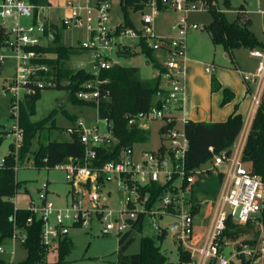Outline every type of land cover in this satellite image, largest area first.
Wrapping results in <instances>:
<instances>
[{"label": "built area", "instance_id": "obj_1", "mask_svg": "<svg viewBox=\"0 0 264 264\" xmlns=\"http://www.w3.org/2000/svg\"><path fill=\"white\" fill-rule=\"evenodd\" d=\"M84 2L85 6L81 9L67 4L62 9L67 14L59 16V25L68 30L77 28L87 32V39L76 48L92 53L93 62L88 73L97 76L101 70L117 65L113 56L122 57L119 56L121 52H139V41L144 39L147 48L163 59L157 76L167 89H162L164 92L155 98L158 104H154L146 113L127 116L128 125L140 129L142 122L162 120L173 126L161 134L162 143L156 150L141 151L135 155L133 145L125 146L116 158L101 165L97 164L98 150L109 147L115 141L111 125L105 121L103 133L99 132L97 124L90 128L81 124L68 128L66 133L69 137L77 134L83 146V156L81 159L70 158L55 167L65 172L67 201L57 206L48 200L46 193L40 194L37 202H29L27 210L31 216L27 223H31L33 218L41 222L40 237L48 248L66 232L67 225L87 226L92 214L103 224L104 233L124 234L132 230L138 214L145 213V209L135 211L137 205L144 208L148 200V195L141 197L139 190L153 184L169 183L156 202L161 208L173 209L170 215L176 221L169 226L181 250L189 255V261L184 264H264V183L242 162L251 127L249 121L243 123L237 141L228 151L213 156L211 164L220 177V192L212 205L207 224L197 225L190 211H180L179 207L174 206L178 184H172L173 177L181 182L179 190L187 195H190L195 179V175L185 174L184 157L189 144L184 129L175 127L172 114L184 100L187 32L203 29L202 25L189 21L188 16L204 9L207 11L206 4L168 0V6L177 15L176 23L172 26L176 34L161 37L154 31L159 0H146L145 9L152 10V13L142 15L140 30L113 24L109 14L110 0ZM50 9L46 4L34 5L26 0H0V51L4 54L0 56V62L8 57L15 60L13 76L5 89L13 95L10 108L11 114L15 115L16 127L11 144L16 156L22 144V131L17 125L21 100L19 92L23 90L24 96L45 88V83L38 80L37 73H44L46 69L38 67L36 61L40 57L37 49L48 47L57 34ZM23 18L29 23H22ZM124 40L135 42L127 44ZM250 55L257 60V72L244 74L243 80L253 84L249 97L252 111L256 113L264 98V50L254 49ZM210 69V66H206L205 71L209 72ZM75 95L86 103L97 105L99 100L96 83L85 82ZM186 122L183 120V124ZM209 151L213 152V149L209 148ZM108 180H116L128 196L135 195L134 200L127 198L124 203L120 202L125 205L122 212L128 214L121 220L113 218V212L100 204L99 186ZM85 200L92 204L91 208L85 206ZM126 220H132L134 224L129 226ZM17 233L15 231L13 237ZM20 238L22 242L25 235L21 234Z\"/></svg>", "mask_w": 264, "mask_h": 264}, {"label": "rangeland", "instance_id": "obj_2", "mask_svg": "<svg viewBox=\"0 0 264 264\" xmlns=\"http://www.w3.org/2000/svg\"><path fill=\"white\" fill-rule=\"evenodd\" d=\"M223 1L224 0H217L216 2L217 8L222 10V12L226 10L222 5ZM47 3L51 6L50 8L58 10L56 12L58 17L52 19L54 26L57 27L58 40L56 44L70 47L75 49V51H71L67 60L58 63L57 55L54 52L50 50L40 52L38 61L41 60L42 63H38V67L46 69L43 73L44 75L40 79V81L45 83V88L42 89L41 97L36 102V112L31 118V121L41 122L42 129L32 141L31 151L25 160L21 161L18 155L16 156L13 151L15 176L16 180L21 183V186L16 196L12 197L10 201L14 204L15 208L19 209H27L29 207V202H37L38 196L42 193H46L48 200L57 206L64 205L67 201L68 185L65 179V172L61 169H36L33 165L31 153L37 150L39 140L41 142L68 140L70 137L66 133L67 129L79 124L87 128L97 124L100 133H103L106 127L105 121L99 119L98 111L95 107L71 104L68 98L69 91L66 88L58 89L57 87L58 84L62 82L68 86V77L70 75L79 70L88 72L92 66V53L76 49L80 42L87 39V32L84 29L77 28L68 30L59 25V16L67 14V12L62 11L67 4H74L81 9L84 8L85 2L84 0H47ZM110 5L111 9L109 14L112 23L122 24L123 15L120 0H110ZM230 5L234 9L244 6L248 12L252 11V14L249 16V18L252 19L250 25H252V29L255 30L256 34L264 40V19L256 13L258 10H264V0H230ZM128 13L134 29L140 30L142 28V15H150L152 10L145 9L144 7L142 11L133 12L128 10ZM238 16H240L241 22L247 20L244 14H238ZM226 17L229 20L236 19V15L232 13L226 14ZM176 18L177 15L169 6L165 10L156 11L154 19V31L156 35L161 37L174 36L176 32L172 29V26L176 23ZM188 19L189 21L197 22L199 25L203 26L202 30H189L187 32L186 43L188 50H192L193 52L196 51V53L200 54L202 57L204 56V58L201 59L209 63L211 69L214 68L212 75H210V79L211 77H215L221 86L222 84L218 76L219 70L221 69L224 75L222 79L229 83L236 84L238 80L232 75L231 71L218 66L223 48L221 46H213L209 40L208 34L204 30L205 25H208L211 21L210 14L204 9L203 11L190 14ZM21 21L25 24L29 23V20L25 18ZM123 42L132 44L135 41L124 40ZM50 45L51 44H49V46ZM154 55L157 57L156 60L158 63L163 62V59L161 60V58L158 57V53L154 52ZM113 59L117 61L120 66L137 68L139 71V79L142 81L151 80L158 70L155 67V63L144 54H138L130 58L117 57L114 55ZM202 66L203 67L198 68L196 72L194 84L196 87L191 91L189 108L207 116L212 113L213 117H224V112L226 110L224 105L226 104H222V99L220 102L216 103V96L214 97V102L217 107L213 108L211 112L210 109L206 108L204 105V102L207 100L205 98L200 99L199 96L196 95V90L201 89V83H204L205 77H207L204 72V64ZM14 67L15 60L8 57L3 61L0 71V166L4 156L8 153L9 144L14 140L13 133L16 127L15 115L11 114L10 108L13 102V95L4 90L13 76ZM252 67L254 68V72L252 73H256L257 60L252 59ZM57 74H60L61 77L57 78ZM19 93L21 98L20 102H22L23 90ZM219 109L221 110L220 112ZM47 118H49V120ZM145 124H148V130L141 132L140 140H136L133 143L135 155H138L142 150L154 151L161 143L160 129L164 125V121H149L145 122ZM175 127L181 130V121H177ZM247 167H249V165ZM194 175L196 179L199 180L200 184L204 183L205 189H203V195H194V191L192 190L194 183L191 186L190 195L182 193V191L179 190L181 182L179 180L175 181L177 178L173 177L172 184H178L175 189V195L178 197L174 206L179 207L180 211L192 212L195 223L197 225H203L207 224V218L210 216L212 205L215 204L219 195L220 177L217 175L211 163L201 166ZM98 193L100 196V204H104L107 210L113 212V218L119 220L128 215L122 212L124 211L125 205L120 202L122 201V203H124L127 198L134 200L135 197L134 194L130 196L125 194L121 187L118 186L116 180L105 181L99 186ZM85 206L91 208L92 204L85 200ZM143 209H145V213L142 230L141 232H132L134 239L127 248L125 254L131 255L138 253L140 241L143 237L156 239V236L162 233L166 234L165 238L161 243L156 241V246L159 245L160 253L166 257L168 263L179 264V245L175 234L171 231L172 227L169 226L171 222L176 221V218L170 215L173 209L161 208L160 204L155 202L149 209H146L145 206L143 208L142 205H137L135 211H141ZM102 228L103 224L94 214L90 216V221L87 226L71 227L67 225L66 236L71 240L72 245L68 253L64 256V264H115L117 260L118 239L122 234L119 235L115 232L104 233ZM17 234L16 237L1 241L0 245L3 247L4 251L0 252V259H8L15 264L26 259V251L21 245V233ZM57 244L58 240L49 247L45 256L47 262H56L58 260Z\"/></svg>", "mask_w": 264, "mask_h": 264}, {"label": "trees", "instance_id": "obj_3", "mask_svg": "<svg viewBox=\"0 0 264 264\" xmlns=\"http://www.w3.org/2000/svg\"><path fill=\"white\" fill-rule=\"evenodd\" d=\"M31 4H47V0H26ZM193 2H203L207 6V12L211 16V21L204 27L214 46H221L225 52L231 54L236 49H264L255 34L249 29L250 20L241 22L240 16H236L234 21H228L224 13L217 8V0H190ZM146 0H120L123 15L122 28L134 29L129 18L128 10L133 12L142 11ZM225 9H230L229 0H224ZM168 8V3L159 0L158 9L160 11ZM237 10H242L238 8ZM58 36L50 46L37 49L38 52L52 51L57 55V63L69 58L70 47L56 44ZM140 51L135 53L121 52L119 56L130 58L138 54H144L149 58L158 70L161 64L157 62L153 50L147 48L145 40L139 41ZM78 49V48H76ZM36 63H42L36 61ZM2 63L0 62V71ZM138 69L135 67H123L119 64L103 69L97 76L79 70L68 77V86L63 87V83L58 84V89H67L68 98L73 105L95 107L100 120H104L111 125V131L115 141L107 148L98 150L101 165L117 157L120 149L131 146L136 140H140L141 131L136 126L128 125V117L138 113H146L154 104L157 95L164 91L160 89V76H156L148 81H142L138 76ZM38 80L44 75L42 71L38 73ZM61 75L57 74V78ZM85 82L96 83L99 91V100L95 103H86L76 98V92L81 90ZM33 86V85H29ZM221 89L215 77H211V91L216 92ZM8 92L7 89L4 88ZM40 89H36L33 94H24L23 101L19 104L17 125L22 131V144L18 150V157L25 160L30 151L31 145L37 133L42 129L41 122H32L31 118L36 112V102L41 97ZM222 104L230 102L233 95L227 89L222 90ZM49 120V118H47ZM173 124L166 123L160 129V134H164L171 129ZM243 126L241 115L233 112L226 121L206 126L202 123L187 121L184 126V133L188 140L189 148L184 157V171L186 176L194 175L201 166L211 163L213 156L222 151H228L234 144ZM1 144V140H0ZM213 149V152L209 151ZM13 145L10 144L7 155L4 156L2 166H0V243L4 239L13 237L14 232L24 234L25 239L21 245L26 251V259L17 264H64V256L68 253L72 242L66 236V232L61 234L57 244L58 260L47 262L45 256L48 252L41 240V222L35 218L31 223L27 219L31 213L27 209L15 208L10 199L18 193L21 183L16 180L14 169ZM32 154L33 165L36 169H55L56 166L65 163L68 159H81L83 156V146L80 144L77 134L70 136V139L58 141L41 142L36 151ZM242 162L248 166L251 173L261 177L264 183V100L255 113L248 133L243 153ZM169 185L153 184L139 190L141 197L148 195L145 208L149 209L156 202L158 196ZM192 213V212H191ZM144 214L139 213L132 230L120 235L118 239L117 260L115 264H171L166 257L160 253L159 245L166 234L159 233L156 239L143 237L140 241V249L136 254H125L127 248L133 242L132 232H141ZM72 227H81L74 225ZM162 232V231H160ZM189 261V255L178 248V263L184 264ZM0 264H11L0 261Z\"/></svg>", "mask_w": 264, "mask_h": 264}, {"label": "crops", "instance_id": "obj_4", "mask_svg": "<svg viewBox=\"0 0 264 264\" xmlns=\"http://www.w3.org/2000/svg\"><path fill=\"white\" fill-rule=\"evenodd\" d=\"M229 4H230V0H229ZM46 5L51 7L48 3ZM240 8L242 9L241 11L232 8L230 5V9L224 10L223 13H224L225 17H226V14H228V13L235 14L236 16L238 14L239 15L244 14L246 16V18L249 19L250 22H252V19L249 18L250 14H252V11L248 12L244 6H242ZM57 11L58 10H55L53 8L50 9V12H51V15L53 16V18L58 17V15L56 13ZM256 13L258 15L262 16L264 19V10H258ZM226 19L228 21L234 20V19L229 20L227 17H226ZM191 22H194V21H191ZM195 23H197V22H195ZM249 29L255 34L256 38L261 43L264 44V40L261 39V37L258 34H256L255 30L252 29V25L249 26ZM263 30H264V28H263ZM208 37H209V35H208ZM209 40H210V37H209ZM186 42H187V39H186ZM210 42H211V40H210ZM2 54H3V52L0 51V56ZM201 58H204V56L202 57L200 54L196 53V51L193 52L192 50H188V46L186 43V61H185V66H184V100H183L180 108L172 114L173 119H174V125L177 123V121H181V123H182L181 128H183V125H184L183 120H187V121H191V122H195V123H202V124H205L206 126H211L215 123H221V122L226 121L227 118L229 117V115L232 114L233 112L241 115L243 123L245 121H249L250 123H252L253 118L255 116V112L252 111L249 94L251 93L253 84L251 82H245L243 80L244 74H252V72H254V68L252 67V59H255V58H253L250 55V51L246 50V49H236V50H233L231 52V54H228L227 52H225L223 50L220 54L221 60L218 61L219 62L218 66H220L223 69H229L231 71L232 75H234L236 77V79L238 80L236 84H232V83H229L228 81H224V79H222L224 77L223 72H222L223 70H221V69L219 70L218 76H219V80L222 84L220 86L221 87L220 90L227 89L233 95L232 100L230 102L226 103V105H224L225 109H226L224 112V117H220V118L213 117L212 113L209 114V116H207L205 114H200L198 112H195L193 109L189 108V100L191 98V91H193V89L196 87V85H194L195 80H196V72H197L198 68L203 67L202 66L203 64L205 66L204 72L206 73L207 77H205V82L201 83V89L196 90V95L199 96L200 99L205 98L207 100L204 102V105L206 108H209L210 111L211 110L213 111V108L217 107L216 103L220 102V100L223 99L222 91L219 90L218 92L216 91L215 93L211 91L210 75H212L214 68L210 69L209 72H206L205 68H206V66H209L210 64L204 62V59H201ZM158 73H159V71L157 70L154 77H156ZM160 89H163V90L167 89V86L162 81L160 82ZM215 96H216V98H215L216 103L214 102ZM208 99H209V102H208ZM263 100H264V98H263ZM220 111L221 110L219 109V112ZM164 125H165V123H164ZM140 130L143 132L147 131L148 130V124H145V122H142ZM160 140L162 143V135L161 134H160ZM161 143H160V145H161ZM203 189H205L204 183L200 184L199 180H197L195 177V181H194V184L192 186V190L194 191V195L202 196L203 195L202 194ZM46 196H47V194H46ZM0 249H1L0 252L4 251V249L1 245H0ZM1 260L4 262H7V263L15 264V263H12L11 261H9L8 259H5V258L0 259V261Z\"/></svg>", "mask_w": 264, "mask_h": 264}, {"label": "water", "instance_id": "obj_5", "mask_svg": "<svg viewBox=\"0 0 264 264\" xmlns=\"http://www.w3.org/2000/svg\"><path fill=\"white\" fill-rule=\"evenodd\" d=\"M163 2L165 3V4H167L168 3V0H163ZM67 86V84H63V87H66ZM126 223L129 225V226H132L133 224H134V221H132V220H126Z\"/></svg>", "mask_w": 264, "mask_h": 264}]
</instances>
